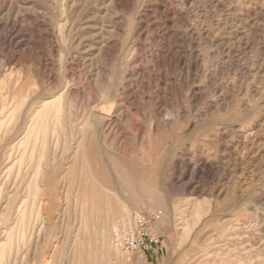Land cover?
I'll use <instances>...</instances> for the list:
<instances>
[{
	"label": "rangeland",
	"instance_id": "1",
	"mask_svg": "<svg viewBox=\"0 0 264 264\" xmlns=\"http://www.w3.org/2000/svg\"><path fill=\"white\" fill-rule=\"evenodd\" d=\"M0 218V264H264V0H0Z\"/></svg>",
	"mask_w": 264,
	"mask_h": 264
},
{
	"label": "bare ground",
	"instance_id": "2",
	"mask_svg": "<svg viewBox=\"0 0 264 264\" xmlns=\"http://www.w3.org/2000/svg\"><path fill=\"white\" fill-rule=\"evenodd\" d=\"M29 91H30V89H29ZM21 99V98H20ZM25 99V98H24ZM27 105V104H26ZM25 105V106H26ZM30 105V104H29ZM29 105H28V107H29ZM49 105H50V102H47V103H45L44 104V106H43V112H41L42 110L41 109H39V110H41L40 112H41V114L39 115V117H38V119L36 120V124H35V126H34V128H33V131H35L36 129H37V127H38V129L39 130H36V133L38 134L39 132H40V129H41V126H38V124H41V123H46V119H47V117H48V115H49V109H48V107H49ZM22 106V105H21ZM20 107V106H19ZM15 108V107H14ZM22 109L24 108V106L23 107H21ZM25 108H27V107H25ZM29 109V108H28ZM27 109V110H28ZM25 110V109H24ZM55 110V109H54ZM22 111V110H21ZM20 112V111H19ZM25 112V111H24ZM39 112V111H38ZM39 112V113H40ZM56 112V111H55ZM93 112H95V111H93ZM14 113V112H13ZM13 113H11V114H13ZM22 113V112H21ZM37 113V112H36ZM20 114V113H19ZM15 115H16V112H15ZM92 116V114L90 115V117ZM95 116V115H94ZM15 117V116H14ZM70 117V116H69ZM53 118V117H52ZM73 119V118H72ZM97 119V118H96ZM96 119H95V122H96ZM68 120V119H67ZM100 120V119H99ZM99 120H97V121H99ZM102 120V119H101ZM13 121V120H12ZM35 122V121H34ZM100 123H102V122H100ZM155 123V122H154ZM73 124V123H72ZM74 124H75V122H74ZM77 124V123H76ZM94 124V123H93ZM97 124H98V122H97ZM77 125H79V124H77ZM95 125H96V123H95ZM33 126V125H32ZM82 126V125H81ZM80 127V126H79ZM78 127V128H79ZM93 127V126H92ZM32 128V127H31ZM81 128V127H80ZM95 128V127H94ZM74 128H73V126L71 125L70 127H69V129H68V133L70 132V134H72V130H73ZM81 130V129H80ZM79 130V131H80ZM29 131H30V129H29ZM78 132H76V134H77ZM93 133H94V131H93ZM98 133V132H97ZM29 134V133H28ZM37 134H36V136H37ZM20 135V134H19ZM26 135V134H25ZM35 136V137H36ZM71 136V135H70ZM18 138V137H17ZM71 139V138H70ZM29 140H30V137H29ZM28 140V141H29ZM23 141V140H22ZM72 141V140H71ZM21 143H23V142H21L20 141V143H19V145L21 144ZM25 143V142H24ZM36 143V142H35ZM29 145V144H28ZM36 145V144H35ZM43 151H45L46 150V147L48 146V144H47V137H46V134L44 135V138H43ZM23 146H24V144H23ZM26 148V147H25ZM24 148V149H25ZM92 149V148H91ZM26 150H28L27 148H26ZM46 155V154H45ZM75 157V156H74ZM82 158V157H81ZM53 160V159H52ZM141 164V163H140ZM144 165H146V164H144ZM42 166H46L47 167V164L46 165H42ZM38 167V166H37ZM41 170H42V168H41ZM87 170H90V169H87ZM97 171V170H96ZM41 172V171H40ZM137 172H139V171H137ZM42 173V172H41ZM40 173V174H41ZM89 173H90V171H89ZM35 174H37L36 172H35ZM88 174V173H87ZM42 175V174H41ZM45 175V174H44ZM89 175H87V177H88ZM36 178H37V175H36ZM37 180V179H36ZM39 180V179H38ZM38 180H37V182H38ZM35 181V180H34ZM33 181V182H34ZM31 183H32V181H31ZM35 183V182H34ZM29 185H31L30 183H29ZM28 188H30L29 189V191L31 190V187L30 186H28ZM33 193H32V196H34V200H36L37 198H38V200H39V197L41 196V194L42 193H40V190H39V187H38V185H36V183L35 184H33ZM32 191V190H31ZM29 193V192H28ZM31 193V192H30ZM28 196H29V194H28ZM33 198V197H32ZM41 198V197H40ZM15 199V198H14ZM33 200V199H32ZM13 201V200H12ZM41 201V199L39 200V202ZM15 203H16V201H14ZM13 202V203H14ZM32 202V201H31ZM14 203V204H15ZM28 203H29V201H28ZM42 204L44 203V202H41ZM136 203V202H135ZM140 203V202H139ZM14 204H12V205H14ZM26 204H27V202H26ZM37 204V203H36ZM45 204V203H44ZM44 204H43V206L42 207H44ZM11 205V206H12ZM31 205V204H30ZM148 205V204H147ZM151 205V204H150ZM10 206V207H11ZM37 206V205H36ZM40 206V205H39ZM47 206H48V204H47ZM136 206H137V204H136ZM139 206V205H138ZM137 206V207H138ZM18 207H20V205L18 206ZM31 207V206H30ZM41 206L40 207H38L39 209H41L42 208ZM126 207V206H125ZM20 208H22V209H20ZM20 208H18L19 209V211H18V222H19V225H20V227H19V232H17V229H16V232H17V235H19L21 238L20 239H22V243H23V241L24 242H26V244H28L27 243V241H29V242H31V239L33 238L34 239V235L33 234H35V233H37L38 234V232L40 231L39 230V226L38 227H36V223H35V220H34V218L36 217V222H37V216H34L33 214H32V212H27V206H25L24 205V208L23 207H20ZM32 208L34 209L35 207H33L32 206ZM124 207H122L121 209H123ZM10 209V208H9ZM13 209V208H12ZM17 209V210H18ZM33 209H31V210H33ZM36 209V208H35ZM39 209L37 210L38 212H41V211H39ZM126 209H129L128 207L126 208ZM43 210V209H42ZM124 210V209H123ZM10 212H11V210H10ZM13 212V211H12ZM123 212V211H122ZM125 212V211H124ZM123 212V213H124ZM17 213V212H16ZM7 214V213H6ZM5 214V216H7ZM39 214V218L41 219V214L40 213H37L36 215H38ZM8 215H9V213H8ZM16 215V214H15ZM4 216V217H5ZM9 216H11V215H9ZM107 216V215H106ZM109 216V215H108ZM34 217V218H33ZM6 218V217H5ZM5 218H3V219H5ZM14 218V217H13ZM113 218H114V216H113ZM113 218L111 219L110 218V220L112 221L113 220ZM44 219V218H43ZM105 219H107V218H105ZM0 220H2L1 218H0ZM16 220H17V218H16ZM15 220V221H16ZM39 220V219H38ZM132 220V216H131V214H130V212H125V214H124V218H123V220L121 221V223H118L117 222V224H123V223H126V222H129V221H131ZM167 220H169V219H167ZM50 221V220H49ZM107 221V220H106ZM46 222V221H45ZM100 222V221H99ZM102 222H103V220H102ZM108 222V221H107ZM110 223H114V222H110ZM51 224V223H50ZM164 224H165V222L163 221V222H161L160 224H159V227L161 228H163V226H164ZM44 225V224H43ZM43 225H41L42 227H43ZM52 225V224H51ZM46 226H48L47 224H46ZM101 226H103V223L101 224ZM165 227V226H164ZM13 228V227H12ZM16 228V227H15ZM46 228V227H45ZM102 229H103V227H101ZM100 228V229H101ZM46 229H48V228H46ZM46 229L44 230V231H46ZM101 229V230H102ZM116 229V228H115ZM114 229V230H115ZM10 230V229H9ZM8 230V231H9ZM84 230V229H83ZM101 230H100V232H101ZM104 230H105V228H104ZM11 231V230H10ZM13 231V230H12ZM48 231V230H47ZM46 231V232H47ZM56 231V230H55ZM41 232V231H40ZM105 232H107V231H105ZM166 232V231H165ZM43 233V232H42ZM163 233V232H162ZM14 234V233H13ZM36 234V235H37ZM54 234H55V232H54ZM84 234V233H83ZM107 234V233H106ZM8 235V234H7ZM6 235V236H7ZM10 235V234H9ZM40 235H43L44 236V234H41L40 233ZM80 235H81V233H80ZM79 235V236H80ZM102 234H100V236H101ZM105 235V234H104ZM5 236V235H4ZM4 237V238H8V236L7 237ZM13 236V235H12ZM15 236V235H14ZM49 236V235H48ZM79 236H78V238H79ZM183 236V235H182ZM0 237H1V235H0ZM11 237V236H10ZM16 237V236H15ZM42 237V236H41ZM41 237H39L38 239H41ZM54 237V236H53ZM13 238V237H12ZM37 238V237H36ZM43 238V237H42ZM49 238H50V236H49ZM77 238V239H78ZM103 237H101L100 238V241L99 242H101V239H102ZM17 239H18V236H17ZM29 239V240H28ZM44 240L43 241H45V236H44V238H43ZM81 239H82V237H81ZM84 239V238H83ZM8 240H9V238H8ZM27 240V241H26ZM37 239H35V241L34 242H31L30 244L31 245H29L30 247L29 248H31V247H33L34 245H36L38 248H39V250H40V246H38V245H40V244H38V240L36 241ZM99 240V239H98ZM111 240H113L112 238H111ZM6 241V240H5ZM33 241V240H32ZM43 241H41V242H43ZM54 241V240H53ZM56 241V240H55ZM54 241V242H55ZM7 242V241H6ZM5 242V243H6ZM9 242H10V240H9ZM12 242H13V240H12ZM36 242V243H35ZM50 242V241H49ZM106 242H107V240H106ZM105 242V243H106ZM8 243V242H7ZM6 243V244H7ZM53 243V242H52ZM111 244L113 243V241L112 242H110ZM5 244V245H6ZM8 244H10V243H8ZM18 244V243H17ZM43 244V243H42ZM84 244V243H83ZM1 245H3V244H1ZM33 245V246H32ZM89 245V244H88ZM101 245H103V242H102V244ZM106 245V244H105ZM113 245V248H115V246H114V244H112ZM111 245V246H112ZM9 246V245H8ZM24 246V245H23ZM22 246V247H23ZM51 246V245H50ZM107 248H108V246H109V244L107 243ZM5 247V246H4ZM82 247V249H85V248H83V246H81ZM0 251L2 252L3 250H2V247L0 246ZM13 248H14V246H13ZM26 248V247H25ZM28 248V250L29 251H32L33 252V248H31V249H33V250H30ZM50 248V247H49ZM101 248V247H100ZM19 249V248H18ZM21 249V248H20ZM42 249H43V246H42ZM46 249V248H45ZM106 249V248H105ZM28 250H26V252H28ZM37 249H35V251H36ZM104 250V249H103ZM108 250V249H107ZM115 250H116V248H115ZM8 251H9V249H8ZM18 251V250H17ZM21 250H19V252H20ZM43 250H41V252H42ZM51 251V250H50ZM81 251V250H80ZM117 252H119L118 250H116ZM12 252V251H11ZM31 252V254L33 255V253ZM44 252V251H43ZM42 252V253H43ZM105 252H106V250H105ZM105 252H104V254H105ZM15 253H17L16 251H15ZM42 253H41V255H42ZM45 253V252H44ZM47 253V252H46ZM52 253V252H51ZM74 253V252H73ZM19 254L20 253H18V255L17 256H19ZM27 254V253H26ZM77 254V253H76ZM28 256V260L26 261L25 260V262L26 263H28L30 260H29V254H27ZM32 255H30V256H32ZM40 255V256H41ZM109 255H110V253H109ZM141 255V254H140ZM9 256V255H8ZM11 256H13L12 255V253H11ZM10 256V257H11ZM39 256V255H38ZM38 256H37V258H38ZM46 256V255H45ZM0 257H1V255H0ZM34 257H36V256H34ZM49 258H50V256H48ZM75 257V256H74ZM118 257V256H117ZM141 257H142V255H141ZM16 258V257H15ZM23 258V257H22ZM12 259V258H11ZM31 259V258H30ZM40 259V258H39ZM7 260H8V263H9V258L8 259H6L5 261L7 262ZM23 260V259H22ZM41 260V259H40ZM49 260V259H48ZM35 260H33L32 261V263L34 262ZM45 261V260H44ZM52 261V260H51ZM0 262H1V259H0ZM15 262H16V260H15ZM18 262V261H17ZM21 262V261H20ZM23 262V261H22ZM37 261H35V263H36ZM49 262V261H48ZM76 262H77V260H76ZM5 263V262H4ZM14 263V262H13ZM39 263H42V262H39ZM6 264V263H5ZM10 264V263H9ZM17 264V263H16ZM22 264V263H21ZM29 264H31V262H29ZM51 264V263H50Z\"/></svg>",
	"mask_w": 264,
	"mask_h": 264
},
{
	"label": "built area",
	"instance_id": "3",
	"mask_svg": "<svg viewBox=\"0 0 264 264\" xmlns=\"http://www.w3.org/2000/svg\"><path fill=\"white\" fill-rule=\"evenodd\" d=\"M162 211H148L123 223L113 231V244L121 253L146 254L161 246L158 225L163 220Z\"/></svg>",
	"mask_w": 264,
	"mask_h": 264
}]
</instances>
